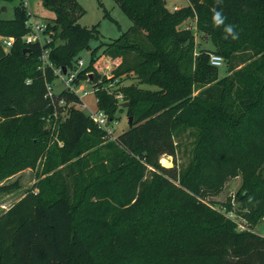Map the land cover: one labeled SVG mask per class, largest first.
<instances>
[{
    "label": "trees",
    "instance_id": "1",
    "mask_svg": "<svg viewBox=\"0 0 264 264\" xmlns=\"http://www.w3.org/2000/svg\"><path fill=\"white\" fill-rule=\"evenodd\" d=\"M115 1L133 25L92 47L100 22L82 25L77 0H44L55 13L45 21L53 63L45 68L43 46L23 40L24 2L0 18V36L14 38L9 49L0 41V179L38 161L48 173L0 213V264H264V235L253 229L264 217V0H188L176 9L167 0ZM191 17L227 61L225 76L211 64L213 52H195L192 29L179 26ZM138 30L149 45L129 37ZM113 48L123 56L107 77L99 67ZM85 49L91 58L76 83L88 78L108 119L128 102L133 122L115 138L76 106L77 93L45 96L55 69L74 70ZM128 73L137 82L121 84ZM56 113L57 139L46 127ZM183 128L196 136L190 162L163 166ZM238 175L250 229H238L210 198ZM14 188L1 184L0 192Z\"/></svg>",
    "mask_w": 264,
    "mask_h": 264
},
{
    "label": "rangeland",
    "instance_id": "2",
    "mask_svg": "<svg viewBox=\"0 0 264 264\" xmlns=\"http://www.w3.org/2000/svg\"><path fill=\"white\" fill-rule=\"evenodd\" d=\"M23 0H0V18H12L14 16V8L17 4H19ZM27 1V10L31 13L32 18H34L38 22H45L48 18L54 17L55 13L51 10L44 2V0H25ZM84 9L83 15H81L78 21L85 26H92L98 22H100L99 30L100 37L99 39L93 38L90 40V45L92 47L97 46L100 42H111L117 38H119L123 33L127 32L131 26L133 25L132 19L124 12V10L116 3L115 0H77ZM168 6L171 9L180 8L186 6L188 4V0H167ZM107 10L110 12V15H105ZM196 18H188L183 23H181L180 27H189L192 29L195 35L196 48L195 52L198 53L200 49L210 50L211 52H215L216 47L207 33L199 31L196 25ZM129 37L132 40H136L141 42L142 44H148V40L145 36L144 31H136L129 32ZM122 51L118 48H113L107 51L106 54L102 56L99 72L101 75H105L107 77L113 76V70L117 67V65L122 60ZM91 58V53L89 49H85L80 56L83 64L77 65L74 70L80 71V68L87 66ZM129 58L134 62L139 61V56L136 53L130 52ZM227 61L218 66V71L220 77L225 76L228 73V65ZM121 84H129L131 82H137V78L134 77L133 73L124 74L122 77ZM83 80V86L79 88V90L87 89L90 93L83 94L82 103L76 104L77 107L83 109L87 114H90L92 111H96L97 106V97L95 94L96 87L86 79ZM106 84L107 88L110 91H113L117 85H109ZM145 87H149L151 89H155L156 87L153 85H143ZM57 90L60 91L63 88V83L57 79L56 81ZM95 89V90H94ZM121 99V98H120ZM122 109H119L116 112V115L113 119H109L106 125L107 133L111 136V138H115L117 134H120L124 130H127L130 126L129 119L130 115L127 113L126 107L128 105L121 104ZM63 117L66 115V110L60 114ZM58 113L53 115V117H48L46 119V127H50L52 130V136L57 139V131H58V121L59 116ZM133 120V118H132ZM133 122V121H132ZM110 131V132H109ZM195 132L189 128H183L178 130L176 134V142L177 144V153L176 156L172 155H164L169 157L172 166L174 163L177 164V168L180 170L188 165L192 158L193 147L195 141ZM61 145L63 143L59 141ZM162 156V157H164ZM162 160V158H161ZM163 166H166L162 163ZM42 163H37L36 167H28L8 178L0 179L1 184H12L16 182L17 188L12 190H8L5 193L0 192V213L9 208L13 203L18 201L21 197L25 195V193L39 181L42 177L48 175V173H42L44 169V165ZM242 186V177L241 175L230 178L223 189L217 194L211 196L213 206L223 212L227 217L234 220L238 229H250L249 221L240 214L241 210L244 208L241 207L240 202L236 197V193ZM230 201L232 203V208L228 209L226 203ZM255 231L263 234L264 233V217L260 219V221L253 228Z\"/></svg>",
    "mask_w": 264,
    "mask_h": 264
},
{
    "label": "built area",
    "instance_id": "3",
    "mask_svg": "<svg viewBox=\"0 0 264 264\" xmlns=\"http://www.w3.org/2000/svg\"><path fill=\"white\" fill-rule=\"evenodd\" d=\"M24 5H27V1L23 0ZM27 8V6H26ZM32 17L31 13H29V17L27 20L28 25V32L23 36V40L26 43H36L39 42L42 47V52L40 55V59L43 63V67L46 66H53V63L49 60V49L44 47V44L50 40L49 33L46 32L47 24L46 22H38L34 18L30 20ZM0 41L2 42L3 46L6 49H9V47L12 45L14 38L13 37H6V36H0ZM210 62L214 66H220L224 59L223 57L218 53H211L210 55ZM79 64H83L82 59L78 61ZM55 73L57 75L54 82H48L47 83V91L46 95L48 98H50L53 102H55L56 94L58 90L56 89V81L57 79L63 83V88L68 89L69 91L75 92L79 95V97L82 99L85 94L90 93L87 89L79 90L83 86V83H76V79L78 77V71L77 70H71L66 71L65 73L62 72L61 68H56ZM96 89V88H95ZM94 89V90H95ZM80 93H83L82 96ZM83 100V99H82ZM59 105L65 104L63 100H60ZM90 116L102 127L107 129L106 125L108 123V116L107 114L101 110L97 109L96 111H92L90 113ZM58 125V124H57ZM110 132V131H109Z\"/></svg>",
    "mask_w": 264,
    "mask_h": 264
},
{
    "label": "clouds",
    "instance_id": "4",
    "mask_svg": "<svg viewBox=\"0 0 264 264\" xmlns=\"http://www.w3.org/2000/svg\"><path fill=\"white\" fill-rule=\"evenodd\" d=\"M214 20L217 24H220L223 22L224 20V17L221 15V13L219 11H216L214 13ZM226 30L227 32L231 33L233 31L232 27L229 25V26H226ZM233 38H235V34L233 35Z\"/></svg>",
    "mask_w": 264,
    "mask_h": 264
},
{
    "label": "bare ground",
    "instance_id": "5",
    "mask_svg": "<svg viewBox=\"0 0 264 264\" xmlns=\"http://www.w3.org/2000/svg\"><path fill=\"white\" fill-rule=\"evenodd\" d=\"M161 161L166 166H170L171 165V161H170L169 157L164 156V157H162Z\"/></svg>",
    "mask_w": 264,
    "mask_h": 264
},
{
    "label": "water",
    "instance_id": "6",
    "mask_svg": "<svg viewBox=\"0 0 264 264\" xmlns=\"http://www.w3.org/2000/svg\"><path fill=\"white\" fill-rule=\"evenodd\" d=\"M65 72H66V68H65ZM124 105H128V102H124ZM132 116H130V119H129V124L131 125L132 124Z\"/></svg>",
    "mask_w": 264,
    "mask_h": 264
},
{
    "label": "crops",
    "instance_id": "7",
    "mask_svg": "<svg viewBox=\"0 0 264 264\" xmlns=\"http://www.w3.org/2000/svg\"><path fill=\"white\" fill-rule=\"evenodd\" d=\"M262 235H264V233Z\"/></svg>",
    "mask_w": 264,
    "mask_h": 264
}]
</instances>
